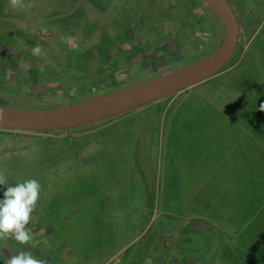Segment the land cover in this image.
<instances>
[{
  "label": "rangeland",
  "instance_id": "obj_1",
  "mask_svg": "<svg viewBox=\"0 0 264 264\" xmlns=\"http://www.w3.org/2000/svg\"><path fill=\"white\" fill-rule=\"evenodd\" d=\"M229 2L239 40L205 80L68 129L0 126L8 183L42 185L34 241H0V264L21 251L44 264H264V0ZM23 4L0 0V106L11 108L119 89L209 55L223 36L198 0ZM132 50L141 62L107 74L106 54ZM47 68L70 75L55 85Z\"/></svg>",
  "mask_w": 264,
  "mask_h": 264
},
{
  "label": "water",
  "instance_id": "obj_2",
  "mask_svg": "<svg viewBox=\"0 0 264 264\" xmlns=\"http://www.w3.org/2000/svg\"><path fill=\"white\" fill-rule=\"evenodd\" d=\"M220 21L223 36L209 55L188 65L74 103L41 109L0 106V126L54 130L96 122L175 94L218 71L232 57L240 24L229 0H198Z\"/></svg>",
  "mask_w": 264,
  "mask_h": 264
},
{
  "label": "clouds",
  "instance_id": "obj_3",
  "mask_svg": "<svg viewBox=\"0 0 264 264\" xmlns=\"http://www.w3.org/2000/svg\"><path fill=\"white\" fill-rule=\"evenodd\" d=\"M9 2L14 8L24 7L23 0ZM41 51L39 45L33 48L34 55H40ZM260 108L264 110V104ZM0 185L7 186L4 198L0 199V241L12 238L20 245H30L34 236L29 225L40 201L42 185L39 180L29 178L13 186L8 183V177L3 170H0ZM5 264H44V261L31 252L21 251L8 258Z\"/></svg>",
  "mask_w": 264,
  "mask_h": 264
},
{
  "label": "flooded vegetation",
  "instance_id": "obj_4",
  "mask_svg": "<svg viewBox=\"0 0 264 264\" xmlns=\"http://www.w3.org/2000/svg\"><path fill=\"white\" fill-rule=\"evenodd\" d=\"M156 46H155V48H156ZM131 53H135V51L132 50V51L128 52L129 56L127 54V55H123V57L122 56H119L120 55L119 52H116L115 53L116 55H114V56H111L109 54H106V57H104V58H105V61H107L109 63V64H107L108 66L106 67L107 70H109V72L106 71L107 74H112V73L119 74V73H116V72H117L118 69H121L119 65H122V64H124V66H123V69H121L123 71V72H121V74H126L127 71H129V64L131 65L133 62L134 63L141 62V60L140 59H137L138 57H135L134 54H132L130 56ZM138 53H141V52L140 51H136V54H138ZM97 68H102V67H101V65H98ZM47 70L49 71L48 72V75H46V77L48 79L47 82H49V83L52 82L55 85L59 84L57 82V79H61L62 76H63V74L64 75H70V73L68 74L66 72H64V73H57L55 70H53L51 68H47ZM143 71H147V70L146 69H143ZM38 74H40V73H38ZM57 74L59 75V77H58ZM112 75H114V74H112Z\"/></svg>",
  "mask_w": 264,
  "mask_h": 264
},
{
  "label": "crops",
  "instance_id": "obj_5",
  "mask_svg": "<svg viewBox=\"0 0 264 264\" xmlns=\"http://www.w3.org/2000/svg\"><path fill=\"white\" fill-rule=\"evenodd\" d=\"M15 249H17V248H15Z\"/></svg>",
  "mask_w": 264,
  "mask_h": 264
}]
</instances>
